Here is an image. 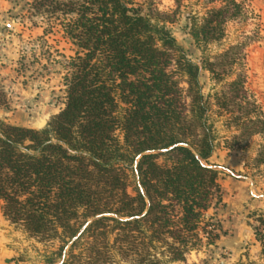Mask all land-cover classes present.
I'll list each match as a JSON object with an SVG mask.
<instances>
[{
    "label": "trees",
    "instance_id": "1",
    "mask_svg": "<svg viewBox=\"0 0 264 264\" xmlns=\"http://www.w3.org/2000/svg\"><path fill=\"white\" fill-rule=\"evenodd\" d=\"M209 3L220 6L193 19L196 43L219 40L225 22L241 15L236 0ZM31 6L52 17L75 50L63 65V107L43 128L0 119L2 216L40 241L60 239L58 264H161V256L178 262L200 234L213 241L205 213L220 192L216 172L203 164L214 135L202 68L177 45L169 16L135 0ZM5 101L0 91V108ZM256 221L264 226V215ZM82 240L86 254L77 257L71 251Z\"/></svg>",
    "mask_w": 264,
    "mask_h": 264
},
{
    "label": "rangeland",
    "instance_id": "2",
    "mask_svg": "<svg viewBox=\"0 0 264 264\" xmlns=\"http://www.w3.org/2000/svg\"><path fill=\"white\" fill-rule=\"evenodd\" d=\"M135 1L143 10L168 15L166 26L177 45L202 68L205 115L214 135L213 153L203 164L216 172L220 192L219 202L216 194L205 213L212 223L207 229L218 237L210 241L200 234L199 245L185 260L171 262L161 256V264H264L256 238V229L264 232L256 221L264 215V0H236L241 15L226 21L220 39L207 44L196 43L190 27L193 19L205 17L219 3ZM31 3L0 0V91L6 100L0 119L41 129L63 107V65L75 49L54 19L36 12ZM125 173L127 192L133 195L134 174L130 168ZM8 223L26 264H49L51 258L52 264L60 262L55 255L60 239L40 241ZM85 243L82 240L72 254H86ZM111 264L126 263L116 258Z\"/></svg>",
    "mask_w": 264,
    "mask_h": 264
},
{
    "label": "crops",
    "instance_id": "3",
    "mask_svg": "<svg viewBox=\"0 0 264 264\" xmlns=\"http://www.w3.org/2000/svg\"><path fill=\"white\" fill-rule=\"evenodd\" d=\"M16 245L13 232L10 230L8 221L2 216L0 207V264H26Z\"/></svg>",
    "mask_w": 264,
    "mask_h": 264
},
{
    "label": "water",
    "instance_id": "4",
    "mask_svg": "<svg viewBox=\"0 0 264 264\" xmlns=\"http://www.w3.org/2000/svg\"><path fill=\"white\" fill-rule=\"evenodd\" d=\"M152 153H157V152H152ZM88 223H89V222H88ZM88 223H87V224H88ZM87 224H86V225H87ZM84 227H85V226H84ZM84 227L82 228V230L84 229ZM82 230H81V231H82Z\"/></svg>",
    "mask_w": 264,
    "mask_h": 264
}]
</instances>
